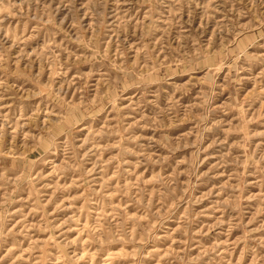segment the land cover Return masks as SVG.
Segmentation results:
<instances>
[{
	"label": "rangeland",
	"instance_id": "374dc122",
	"mask_svg": "<svg viewBox=\"0 0 264 264\" xmlns=\"http://www.w3.org/2000/svg\"><path fill=\"white\" fill-rule=\"evenodd\" d=\"M0 264H264V0H0Z\"/></svg>",
	"mask_w": 264,
	"mask_h": 264
}]
</instances>
